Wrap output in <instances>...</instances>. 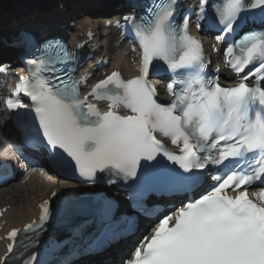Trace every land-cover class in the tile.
<instances>
[{"label": "snow or ice", "instance_id": "1", "mask_svg": "<svg viewBox=\"0 0 264 264\" xmlns=\"http://www.w3.org/2000/svg\"><path fill=\"white\" fill-rule=\"evenodd\" d=\"M177 4L178 0H152L146 15L131 21L141 50L136 78L125 81L113 71L81 99L80 81L66 68L53 67L59 75L34 83L22 77L14 95L23 92L30 99L41 143L52 150L53 162L74 165L91 182L97 173L107 172L141 186L162 179L187 189L205 179L202 174L209 165L226 170L214 175L215 183L197 197L158 218L126 264H264V190L258 194L259 203L248 195L257 180L264 184V30L244 29L245 13L251 10L259 9L264 23V0H220L213 6L210 26L219 29L218 40L242 29L224 53L236 74L234 87H222L201 75L208 63L203 45L190 34L188 15L174 21ZM199 7L198 30L200 21L208 18L207 0ZM70 59L71 53L61 48L39 63L66 64ZM155 61L166 65L182 84L179 91L167 85L173 96L169 104L158 102L157 90L147 79ZM253 78L255 86H249ZM89 96L106 100L109 110L101 114L88 103ZM7 106L29 107L18 99ZM121 107L127 114H118ZM156 134L171 140L179 153L168 151ZM161 154L176 167L167 168L157 159ZM242 187L235 197L226 194V189ZM41 211L43 222L49 216L47 201ZM16 235L13 230L10 239Z\"/></svg>", "mask_w": 264, "mask_h": 264}, {"label": "bare ground", "instance_id": "2", "mask_svg": "<svg viewBox=\"0 0 264 264\" xmlns=\"http://www.w3.org/2000/svg\"><path fill=\"white\" fill-rule=\"evenodd\" d=\"M54 1L55 0H0V23H2L3 25L5 23L10 24L11 22H14V25H16L19 29H23V27L28 25L32 27L31 23H36L39 26L47 27L48 30H51V28H55L56 26H60L61 28L63 20L66 17L65 14L59 15V13L55 11L53 12V14L48 16L46 15V12L41 10L42 8L46 10L50 9V7H54ZM57 1H59L61 3L60 6H63L64 8L76 6V8H78L76 12L81 11V9L91 12V18L94 20H98L104 18L108 15V13L115 10L113 4L116 0H98L96 3L90 2V5L86 4L85 0H77L76 3H70L66 5H63L65 4V0ZM35 2L36 5L42 6V8H35V5L33 4ZM18 7L20 9H18ZM104 8H107L108 10L103 11ZM66 12L69 14V10H67ZM19 13H21L23 16L20 17ZM40 13L42 14L39 15ZM51 22H56V25L53 26ZM104 23L105 22H103V24ZM89 25L90 23L82 22L78 25V28L86 29L87 27H89ZM1 29L2 28L0 24V30ZM79 32L80 31H78L76 28L75 33ZM71 34L73 35L74 32H71ZM105 42L107 43V46L110 47V49L106 51V54H108L112 59L111 68L122 70L125 75H128V78L136 74V60L129 61L128 66L125 70L122 68V61L124 59L123 55H130L131 49L123 48L116 50L114 45H111L109 43V36L105 37ZM0 46L2 45L0 44ZM116 54L119 55L116 57ZM0 91L2 90L0 89ZM8 121L9 116L5 112L0 110V132L2 133L3 137L6 138L3 140L0 136L1 141H4L6 143L5 146H0V150H4V148L7 146H12V149L14 151L13 156L19 158V154L23 150V147L19 142V138L14 129L12 127L10 128V126L8 125ZM9 151L11 150L6 149V152ZM36 167L38 168L37 171L27 173L26 176L31 175L29 179H23L21 183L15 184V192L12 194V196H10L15 199L14 202L6 199L8 194L5 195L3 193L0 195V203L2 201L4 202V205L2 207H10V210L4 217L7 225L10 227H23V225L35 218V216H37L38 214V210L36 209L37 205L40 202L48 199L50 194L55 189L62 193L65 191V193L67 194H77L81 193V191L84 190L83 187L77 186L73 182L60 180L58 177L50 174L49 169L46 170L45 175L42 174V167H44L43 162L36 161ZM34 184H38L37 190L33 193L32 196H27L29 187L33 186ZM158 213L159 212H157L156 215Z\"/></svg>", "mask_w": 264, "mask_h": 264}, {"label": "rangeland", "instance_id": "3", "mask_svg": "<svg viewBox=\"0 0 264 264\" xmlns=\"http://www.w3.org/2000/svg\"><path fill=\"white\" fill-rule=\"evenodd\" d=\"M11 1H16V0H11ZM77 0H65L64 1V3L65 4H63V5H66V4H70V3H73V2H76ZM34 5H35V8L36 7H41L42 8V6H38V5H36V2L35 3H33ZM60 2L59 1H57V0H55L54 1V7H50V8H54L57 12H59V13H61V12H64V11H67V10H69V15L68 16H66L67 18L68 17H71L72 15H73V13L75 12V9L76 8H74V6L73 7H66V8H64L63 6H60ZM18 9H20L19 7H18ZM37 10V9H36ZM42 11H43V9H41ZM108 9L107 8H104L103 9V11H107ZM34 11V10H33ZM84 12V11H83ZM15 14H17V13H15ZM42 13H40L39 15H41ZM78 16H80V17H82L83 16V13H82V11H81V13H79L78 14ZM74 19H75V17H74ZM73 19V20H74ZM87 19L88 20H90V21H86L87 23L88 22H92L93 24H99L101 21H100V19L99 20H94V19H92V18H89L88 16H87ZM68 22H70V18L68 19ZM76 23V25H77V22H75ZM6 27V26H5ZM69 27L71 28L72 27V24L71 25H69ZM4 30H6L5 28H4ZM119 54H116V57L118 56ZM124 56V59H123V61H122V68L125 70L126 68H127V66H128V62L129 61H132V60H134V59H132L129 55H123ZM129 57V58H128ZM127 58V59H126ZM130 59V60H129ZM0 88H3V87H1L0 86ZM0 136H1V138L4 140L5 139V137H3V135H2V133L0 132ZM5 142L4 141H1V139H0V146H5ZM46 174V173H45ZM44 174V175H45ZM23 181V179H21L20 181H18L17 183H15V184H19V183H21ZM15 184H9V185H7L6 187H4L3 189H1L0 190V195L1 194H8V196H7V198L6 199H9L11 202H14L15 201V199H13L12 197H10V196H12V194L15 192ZM48 185H49V182H48ZM14 187V188H13ZM37 188H38V184H34L33 186H31V187H29V192L27 193V196H32L33 195V193L37 190ZM10 194V195H9ZM4 205V202L2 201L1 203H0V207L1 206H3ZM18 215V214H17Z\"/></svg>", "mask_w": 264, "mask_h": 264}]
</instances>
